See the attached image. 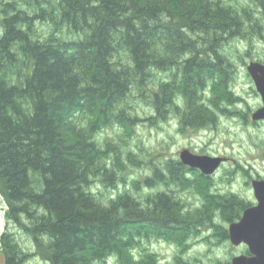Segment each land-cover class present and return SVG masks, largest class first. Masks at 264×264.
<instances>
[{"label":"trees","instance_id":"trees-1","mask_svg":"<svg viewBox=\"0 0 264 264\" xmlns=\"http://www.w3.org/2000/svg\"><path fill=\"white\" fill-rule=\"evenodd\" d=\"M29 4L28 11L0 0V196L8 222L32 238L36 251L22 249L7 231L0 237L5 264H24L33 256L49 264H97L121 258L139 238L194 234L199 220L183 216L167 191L144 204L129 192L106 203L94 194L96 179L109 188L127 182L118 169L120 157L108 163L96 136L113 122H134L126 112L134 91L152 102L153 124L173 112L182 127L215 124L210 105L219 108L217 93L222 103L238 100L233 64L220 49L249 32L242 11L225 0ZM38 21L53 27L47 37H38L33 26ZM250 29L262 34L257 26ZM158 72L169 73V79L149 87ZM208 88L211 103L205 102ZM164 168H156L145 185L181 184L198 170L175 159ZM230 197L217 200L207 193L209 203L234 223L252 204ZM224 235L229 237L227 230ZM147 257V264H155Z\"/></svg>","mask_w":264,"mask_h":264},{"label":"rangeland","instance_id":"rangeland-1","mask_svg":"<svg viewBox=\"0 0 264 264\" xmlns=\"http://www.w3.org/2000/svg\"><path fill=\"white\" fill-rule=\"evenodd\" d=\"M1 1H16L23 10L31 8L30 0ZM225 1L242 11L241 17L248 20L246 26L249 32L228 39L220 49L221 55L233 64L232 91L238 100L222 103L219 91L215 99L219 108L210 105L216 123L196 129L182 127L175 112L168 115L165 121L151 123L152 118L157 117L152 102L142 99L134 91L126 100V112L134 122L129 121L130 125L128 122H113L101 128L96 136L101 148L108 152V163L112 164L116 155L120 157L118 169L127 182L109 188L96 179L92 186L94 194L106 203L123 192H129L144 204L151 195L167 191L180 204L183 216L199 220V225L195 223L198 230L187 238L182 234L175 238L163 235L139 238L137 241L140 243L124 251L121 258L111 256L97 264H147L148 255L153 256L155 264H231L235 256L249 252L246 245L234 246L229 237H225L224 231L229 230L231 223L221 208L217 209L209 203L213 201L207 198V193L217 200L235 195L252 206L257 204L252 182L264 180V121H253L252 113L262 108L263 102L247 68L252 62L264 64V5L252 0ZM2 9L0 6V13ZM252 25L261 29L262 34L250 29ZM1 26L0 33H3ZM33 26L39 38L47 37L53 30L51 25L40 21ZM169 75L156 73L149 87L157 88L162 81L169 79ZM205 92V102H213L211 88ZM186 149L197 155L223 157L226 161L213 175L207 176L210 178L200 176L201 172L197 170L186 175L181 184L145 185V179L153 177L156 168L166 172V163L172 159L180 160V153ZM134 182L137 186V182H141L142 186L137 189ZM6 209L7 204L0 196V237L10 231L15 234L22 249L35 252L32 238L14 222H8ZM3 258L0 250V264H4ZM24 264L49 263L33 256Z\"/></svg>","mask_w":264,"mask_h":264},{"label":"water","instance_id":"water-1","mask_svg":"<svg viewBox=\"0 0 264 264\" xmlns=\"http://www.w3.org/2000/svg\"><path fill=\"white\" fill-rule=\"evenodd\" d=\"M253 79L256 90L262 97L263 107L252 113L253 121L264 120V64L252 62L247 68ZM184 166L198 169L204 175H213L226 158L208 155H197L190 150L180 153ZM257 204L243 211L241 220L229 224V239L234 246L246 245L249 254L235 256L231 264H264V180H253Z\"/></svg>","mask_w":264,"mask_h":264},{"label":"flooded vegetation","instance_id":"flooded-vegetation-1","mask_svg":"<svg viewBox=\"0 0 264 264\" xmlns=\"http://www.w3.org/2000/svg\"><path fill=\"white\" fill-rule=\"evenodd\" d=\"M264 121V120H263ZM0 250H1V252H2V255H3V259H4V264H5V262H6V255H5V251L2 249V248H0Z\"/></svg>","mask_w":264,"mask_h":264}]
</instances>
